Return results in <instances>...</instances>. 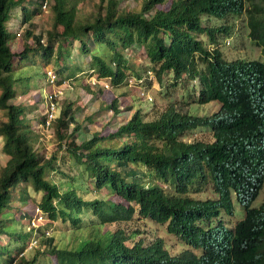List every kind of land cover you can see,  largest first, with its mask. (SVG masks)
Segmentation results:
<instances>
[{
    "label": "trees",
    "instance_id": "16d2710c",
    "mask_svg": "<svg viewBox=\"0 0 264 264\" xmlns=\"http://www.w3.org/2000/svg\"><path fill=\"white\" fill-rule=\"evenodd\" d=\"M43 1L0 0V110L5 112L0 137L7 156L0 166V234L8 236L0 245L5 257L0 264L35 260L18 255L30 230L16 231V209L10 206L13 193L26 185L40 193L36 207L50 222L78 231L70 245L45 238L41 253L53 257L54 264H264V201L251 207L264 178V0H170L164 9L155 7L166 0H139L138 10L119 6L123 0H97L84 19L76 16L78 0H45L52 18L42 43L30 19ZM17 7L18 24L26 28L14 50L6 22ZM242 14L262 60L226 59L217 48H208L229 33V25L218 20ZM73 41L110 86L139 76L121 52L134 46L142 48L159 85L170 74L169 86L189 89L180 101L187 104L194 92L192 103L213 101L217 109L199 116L168 101L150 119L137 109L112 132H93L75 143L67 132L75 118L66 104L48 123L55 151L41 155L38 135L26 118L34 105L16 101L29 91L32 76L12 72L51 62L57 74L66 72ZM117 106L113 99L107 109L117 112ZM39 121L43 126L44 115ZM79 128L75 124L72 132ZM196 128L208 130L211 139L184 141L185 133ZM206 178L214 196L192 197ZM84 181L95 194L103 191L101 196L82 198L77 189ZM231 195L243 216L228 226ZM147 223L162 226L182 248L170 253L159 236L132 241ZM41 227L35 228L38 235ZM9 241L20 244L14 254Z\"/></svg>",
    "mask_w": 264,
    "mask_h": 264
},
{
    "label": "rangeland",
    "instance_id": "374dc122",
    "mask_svg": "<svg viewBox=\"0 0 264 264\" xmlns=\"http://www.w3.org/2000/svg\"><path fill=\"white\" fill-rule=\"evenodd\" d=\"M170 0H166L161 5H157L156 9H164L169 4ZM97 0H78L76 1V16L78 18L84 19L89 13L94 9V5ZM25 3V2H23ZM37 6V11L32 15L30 22L32 24V30L34 33L40 32L42 34V43L45 42L44 32L50 27L52 13L49 7L41 8ZM122 6L130 10H138L139 0H123L119 3ZM147 16V13L144 15ZM20 17L19 7L11 10L10 18L6 22L7 29L12 33L13 37L11 41V49L18 50L21 46L24 29L26 24L19 25L18 20ZM227 24L229 25L228 35H223L218 38L217 44L208 45V48H217L226 59L233 58H246V59H257L262 60L263 56L259 47L255 46L254 43L249 39L247 35V28L245 25L244 14L238 17H231L224 20H218L217 24ZM202 35H199V37ZM198 37V38H199ZM219 37V36H218ZM205 40L204 37H202ZM9 42V43H10ZM99 44L95 45V50L98 49ZM101 51L106 52L107 49L102 47ZM100 51V52H101ZM124 56L128 58V64L137 68L139 76L137 78L143 77L142 82L138 83L133 77L129 76L126 83H119L118 86H110L108 88H103L102 86L90 85V78L87 71L90 69L89 54H82L77 49L76 41L72 42L71 50L69 52V58L67 60L68 70L64 73L57 74L54 70L52 62L50 64L44 65L42 67L22 68L19 71H13L12 75H31L32 79L29 81L30 89L22 96L16 97V101L22 104H33L34 109L26 113V118L29 119L32 130L37 136L38 147L37 153L41 155H48L55 151V142L53 140L51 130L44 128L39 121L40 117L45 114L46 103L44 102V96H46L51 90L58 89L61 91L60 95L56 98L57 104L55 108V114L59 111V108L69 104L71 110L73 111L74 122L68 125L67 132H71V139L75 143H79L82 140L90 138L93 132L100 135H106L112 132L118 124L125 121L135 110L139 109L142 113L146 114V118H149L156 112V110L165 106V103L171 101L177 106H181L183 109L188 110L190 113L195 115H208L217 109V104L213 101L206 104H195L194 95H190L186 98L187 104L182 101L183 96L188 92V88H182L181 85H176L174 87L169 86L171 82L170 74L166 75L159 85L154 78L152 66L147 63L144 58V53L142 48H135L134 46L122 49L121 51ZM96 53H99L98 51ZM40 65V64H35ZM51 70L53 72L55 79H62L60 84L54 82L52 85L47 81V71ZM146 70H150V74L146 75ZM34 71V73H33ZM34 74V76H33ZM146 81V82H145ZM145 82V84H144ZM180 87V88H179ZM143 89L148 96L152 98L150 101H146L145 97H140L138 95V90ZM162 95V93H164ZM190 92V91H189ZM166 95V96H165ZM117 100V112L109 110L108 105L110 102ZM130 107V110L125 109ZM90 116V120L86 117ZM5 119V112L0 110V121ZM78 124L80 126L79 130L72 132V127ZM83 126V128H82ZM51 136V137H50ZM211 139V134L206 129L196 128L191 131H187L183 136L184 141L192 140H205L209 141ZM40 140V141H39ZM2 138L0 137V166H2L7 159V156L1 152ZM75 172V170H72ZM84 185L77 189V192L82 198L90 199L93 196H101L103 191L99 194H95L91 189V185L84 181ZM22 185H19L21 187ZM23 189H18L15 191L10 200V206L14 210L13 219L16 222V231L24 232L28 228L30 234L25 239H21L23 249L18 254L21 255L26 260H31L35 256V260L30 264H54L53 257L46 256L42 254V250L47 246L45 238L52 236L53 241L56 245H70L72 244L73 236L78 233V231L73 232L68 230V223H62L60 221L50 222L45 215L41 214L36 203L40 197V193L33 191L29 186H24ZM23 195L20 199L19 194ZM192 197L205 198L213 197L211 192L209 181L206 178L201 184L197 191L192 192ZM116 199L115 197H110ZM231 200L233 204V213L227 220L228 226H230L236 219H240L243 216V208L234 200L233 195H231ZM262 201H264V178L262 181L261 188L252 201L251 207H257ZM11 214V213H10ZM7 215H3L5 217ZM89 218H92L89 216ZM225 220V218H223ZM10 226V223H8ZM13 225V223H11ZM15 226V225H14ZM41 227V232L35 231V228ZM112 226V225H111ZM111 226H109L110 229ZM88 228L81 229L80 233H85ZM103 226L100 227L102 231ZM139 230L143 232L142 234L136 235L132 241L142 238L146 241L149 237L151 239L153 236H159L162 238L163 243L170 253L178 252L182 246L177 242V240L166 234L162 226H155L154 224H144L139 226ZM148 232V234H147ZM148 235V236H147ZM8 236L5 234H0V245L6 244ZM45 241V242H44ZM12 253L14 247L16 250L20 248V244L16 245L17 242L9 241ZM4 256H0V263L4 262Z\"/></svg>",
    "mask_w": 264,
    "mask_h": 264
},
{
    "label": "built area",
    "instance_id": "2783aa9c",
    "mask_svg": "<svg viewBox=\"0 0 264 264\" xmlns=\"http://www.w3.org/2000/svg\"><path fill=\"white\" fill-rule=\"evenodd\" d=\"M45 5H46V1L44 0L41 3L40 7L45 8ZM87 74L89 75V78L91 80L90 85L100 84L103 88L109 87L108 81L105 79L97 78L91 68L87 71ZM149 74H150V70H146V75H149ZM133 78L138 83L139 82L141 83L143 80V77H141V79H140V77L139 78L133 77ZM54 80H55V78H54L53 72L51 70H48L47 71L48 83H50V85H52L54 83ZM60 93H61V91H59L58 89H53L46 96H44V102L46 103V106H47L46 110H45V114H44V123H43L44 128H48V123L55 116V108H56L55 99L58 97V95H60ZM138 95L140 97H145L146 101L152 100L151 97L148 96L143 89L138 90Z\"/></svg>",
    "mask_w": 264,
    "mask_h": 264
},
{
    "label": "clouds",
    "instance_id": "9594fccd",
    "mask_svg": "<svg viewBox=\"0 0 264 264\" xmlns=\"http://www.w3.org/2000/svg\"><path fill=\"white\" fill-rule=\"evenodd\" d=\"M92 69V68H91ZM94 72V71H93ZM95 74V73H94ZM97 77V76H96ZM97 78H100V79H105V80H107L108 81V79L107 78H103V77H97ZM128 78V77H127ZM127 82V81H126ZM109 83V82H108ZM94 85H96V84H94ZM98 85H100V84H98ZM101 86V85H100ZM109 87H110V85H109ZM152 99V98H151ZM228 220V219H227ZM232 225V224H231Z\"/></svg>",
    "mask_w": 264,
    "mask_h": 264
}]
</instances>
